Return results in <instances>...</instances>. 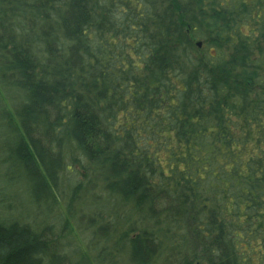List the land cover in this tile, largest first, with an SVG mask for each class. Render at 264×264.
I'll list each match as a JSON object with an SVG mask.
<instances>
[{
  "label": "trees",
  "instance_id": "trees-1",
  "mask_svg": "<svg viewBox=\"0 0 264 264\" xmlns=\"http://www.w3.org/2000/svg\"><path fill=\"white\" fill-rule=\"evenodd\" d=\"M0 84L49 201L123 209L111 258L264 264V0H0ZM36 229L0 217V264H66Z\"/></svg>",
  "mask_w": 264,
  "mask_h": 264
},
{
  "label": "rangeland",
  "instance_id": "rangeland-1",
  "mask_svg": "<svg viewBox=\"0 0 264 264\" xmlns=\"http://www.w3.org/2000/svg\"><path fill=\"white\" fill-rule=\"evenodd\" d=\"M23 101L22 93L17 89L0 84V217L6 222L18 220L33 224L36 231L45 229L46 235L55 243V252L66 256V264H134L128 257L130 247L126 242L119 243L117 250L122 251L114 250L111 258V244L115 238L117 240L119 232L98 230L100 219L96 214L106 215L110 206L122 211L117 201L104 199L91 205L79 199L69 210L67 193L69 185L73 184L66 179L69 173L66 172L59 181L64 189L60 187L61 197L54 204L49 201L47 192L38 186L32 171L22 163L16 109ZM128 214L125 213L124 219L117 217L118 231L125 226ZM108 232L110 235L105 241ZM123 251L126 258H123Z\"/></svg>",
  "mask_w": 264,
  "mask_h": 264
},
{
  "label": "water",
  "instance_id": "water-1",
  "mask_svg": "<svg viewBox=\"0 0 264 264\" xmlns=\"http://www.w3.org/2000/svg\"><path fill=\"white\" fill-rule=\"evenodd\" d=\"M197 47H201V43L200 42L197 43Z\"/></svg>",
  "mask_w": 264,
  "mask_h": 264
}]
</instances>
